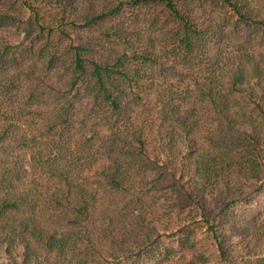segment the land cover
Instances as JSON below:
<instances>
[{"label": "trees", "instance_id": "1", "mask_svg": "<svg viewBox=\"0 0 264 264\" xmlns=\"http://www.w3.org/2000/svg\"><path fill=\"white\" fill-rule=\"evenodd\" d=\"M0 264H264V0H0Z\"/></svg>", "mask_w": 264, "mask_h": 264}]
</instances>
